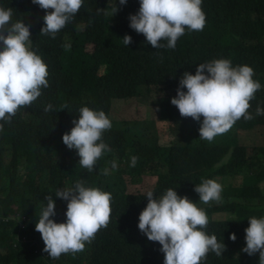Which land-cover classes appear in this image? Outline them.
Masks as SVG:
<instances>
[{
	"label": "trees",
	"instance_id": "16d2710c",
	"mask_svg": "<svg viewBox=\"0 0 264 264\" xmlns=\"http://www.w3.org/2000/svg\"><path fill=\"white\" fill-rule=\"evenodd\" d=\"M115 5L118 10L114 14ZM0 6L13 9L12 22L22 20L30 26L32 48L41 55L49 73V86L42 88V95L31 106L20 108L0 131V264H163L160 244L149 241L138 229L147 192H129L122 185L113 191L109 185H101L104 178H115L108 167L123 159L124 167L118 172L129 173L133 183L140 181L142 172L164 170L160 182L150 190L157 198L169 188L180 196L199 198L194 187L202 179L239 173L245 183L237 198L223 196L216 204L200 206L209 218L207 234L215 235L226 246L222 256L209 252L202 264H259L258 252L249 256L242 251L246 246L244 229L253 216L241 212L256 209L255 203L245 201L262 196L259 184L264 180V145L248 148L237 144L222 163L230 149L223 142L184 144L176 140L162 147L147 139L128 138L125 129L111 127L103 133L110 151L89 172L80 166L76 150L63 143L62 135L74 127L72 121L79 119L81 107L102 110L109 118L117 98L153 93L175 97L183 73L194 75L198 64L222 58L233 66L252 67L253 79L262 85L250 101L248 111L253 119L245 122L241 118L236 128L263 121L256 108L264 107V0H202L204 29L186 30L175 49H155L143 34L129 27V16L138 12L139 0H127L124 5L119 0H83L68 28L55 38L40 34L45 10L32 0H0ZM125 35L132 37L127 46ZM161 43L166 45L167 41ZM48 104L52 109L45 111ZM132 156L138 157L134 167L130 166ZM106 169L108 174H104ZM81 179L87 187L111 193L110 222L83 251L51 259L35 230L46 207L45 196L51 195L55 202L56 215L51 219L62 223L67 201L56 197L55 191L71 188ZM235 210L240 214L236 219L210 217L215 212ZM230 234H235V241L229 239Z\"/></svg>",
	"mask_w": 264,
	"mask_h": 264
},
{
	"label": "clouds",
	"instance_id": "9594fccd",
	"mask_svg": "<svg viewBox=\"0 0 264 264\" xmlns=\"http://www.w3.org/2000/svg\"><path fill=\"white\" fill-rule=\"evenodd\" d=\"M127 0H119L120 5ZM45 10L41 35L56 34L73 20L83 5V0H32ZM139 10L129 16V27L143 34L153 48L175 49L178 39L188 31H202L206 16L202 0H139ZM48 9H52L48 12ZM101 10V9H99ZM113 8V13L117 12ZM113 14V15H114ZM13 9L0 6V131L4 124L22 107L31 106L42 95V88L49 86L47 65L41 55L32 48L30 26L22 20L12 22ZM161 41H167L162 44ZM123 43H132L125 35ZM207 73V74H205ZM254 69L248 65L233 66L229 59H215L198 64L195 74L183 73L176 96L170 103L182 117L200 122L199 139L212 142L218 135L227 133L243 118L253 119L248 111L250 101L262 87L253 79ZM186 88L187 91H181ZM66 108L67 105H63ZM52 109L48 104L45 111ZM256 115H264V107L256 108ZM74 127L62 135L68 149H75L81 167L92 172L99 158L110 151L103 141V133L112 127L104 111L89 107L79 109V119L72 121ZM138 157L130 158L134 167ZM113 168L117 165L112 164ZM104 174H108L107 169ZM222 185L214 179H202L194 191L205 204L220 201ZM55 196L67 201L66 220L57 223L55 202L51 195L45 196L46 207L41 210L35 230L41 234L43 251L51 259L62 254H75L91 243L95 234L110 222L112 195L98 187L85 186L78 180L71 188H58ZM147 205L139 214L138 229L149 241L158 242L164 254L163 264H202L209 252L222 256L226 246L215 235L206 232L209 218L206 211L187 196H180L169 188L159 198L148 191ZM244 229L245 247L249 256L259 253V264H264V216L248 219ZM229 239L236 240L235 234Z\"/></svg>",
	"mask_w": 264,
	"mask_h": 264
},
{
	"label": "rangeland",
	"instance_id": "374dc122",
	"mask_svg": "<svg viewBox=\"0 0 264 264\" xmlns=\"http://www.w3.org/2000/svg\"><path fill=\"white\" fill-rule=\"evenodd\" d=\"M70 24L68 23L65 28L67 29ZM173 96L156 95H143L136 97H128L122 99H115L112 102L109 119L112 123V127H119L126 130L127 137H136L141 139H147L150 142H156L159 146L165 147L169 145L171 141L180 140L181 143H194L199 139V127L201 121H194L191 117H182L178 109L170 103ZM264 117L261 115L260 117ZM258 124L249 128H236L239 124L238 120L235 125L225 134L218 135L212 141L214 143L223 142L230 146V149L223 157L222 163L226 162L229 156L232 154L235 145H246L250 148L253 145H264V119L261 118ZM246 122V120H245ZM208 142L207 140H203ZM210 143V142H209ZM161 149V148H160ZM142 159V158H141ZM126 159L120 162H115L116 168L112 165L108 167V171L111 175H115L114 179L104 178L101 182L102 186L109 185V188L113 191H118L119 186L126 189L129 192H141L146 193L150 191L153 186L160 182L159 177L164 170L161 168L152 169L149 172H142L140 174V181L133 183L131 175L129 173L118 172L119 168H123ZM148 164H145L147 167ZM149 168V166L147 167ZM146 168V169H147ZM218 183L222 185L221 197L237 198L241 191V185L245 183L242 180L241 175L234 174L228 176H216L214 178ZM243 182H242V181ZM262 196L255 199H248L245 203H255L256 209H248L242 213L243 216H264V180L259 184ZM191 201L198 204V206L213 205L221 201H210L205 204L199 201V198L195 196H187ZM261 208V212H260ZM260 212V214H258ZM240 216L238 210L215 212L210 215L214 219H236ZM21 219V216H20Z\"/></svg>",
	"mask_w": 264,
	"mask_h": 264
},
{
	"label": "bare ground",
	"instance_id": "6f19581e",
	"mask_svg": "<svg viewBox=\"0 0 264 264\" xmlns=\"http://www.w3.org/2000/svg\"><path fill=\"white\" fill-rule=\"evenodd\" d=\"M25 240H26V238H25Z\"/></svg>",
	"mask_w": 264,
	"mask_h": 264
}]
</instances>
